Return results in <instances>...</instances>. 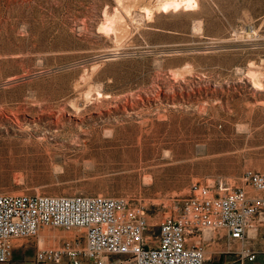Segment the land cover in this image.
<instances>
[{"label":"rangeland","instance_id":"rangeland-1","mask_svg":"<svg viewBox=\"0 0 264 264\" xmlns=\"http://www.w3.org/2000/svg\"><path fill=\"white\" fill-rule=\"evenodd\" d=\"M247 173L264 174V0H0V195L123 199L152 242L194 185L262 197ZM207 231L187 239L204 264L264 262V207L243 241Z\"/></svg>","mask_w":264,"mask_h":264},{"label":"built area","instance_id":"built-area-1","mask_svg":"<svg viewBox=\"0 0 264 264\" xmlns=\"http://www.w3.org/2000/svg\"><path fill=\"white\" fill-rule=\"evenodd\" d=\"M244 182L263 196L220 187L222 195L209 196L206 187L192 186L188 213L166 218L152 242L144 236V212L128 208L123 199L0 195V264L10 261L14 241L34 239L45 228L81 234L53 248L37 245L30 264H204L203 251L188 245V237L224 230L230 240L243 241L258 208L264 207V174L247 173ZM258 255L252 249L240 251L241 264H257Z\"/></svg>","mask_w":264,"mask_h":264},{"label":"bare ground","instance_id":"bare-ground-1","mask_svg":"<svg viewBox=\"0 0 264 264\" xmlns=\"http://www.w3.org/2000/svg\"><path fill=\"white\" fill-rule=\"evenodd\" d=\"M197 30H199V28H196ZM201 30V29H200ZM254 88L255 89H257V90H262L261 88L262 87H260V85L258 84V82H254ZM253 230V229H252ZM44 231V230H43ZM43 231H41L40 232V234H39V240H38V246L40 247V248H48V247H46L45 246V243H46V241L48 240V239H50V240H52L51 242H55V243H57V238H59V237H57V236H55V235H53V234H51V233H49V234H46L45 232H43ZM46 231V230H45ZM206 231V230H205ZM211 230H209V231H207L206 233V236L207 237H209L210 236V234H211ZM45 233V234H44ZM251 235V232L249 231V236ZM50 248H53V247H50Z\"/></svg>","mask_w":264,"mask_h":264},{"label":"crops","instance_id":"crops-1","mask_svg":"<svg viewBox=\"0 0 264 264\" xmlns=\"http://www.w3.org/2000/svg\"><path fill=\"white\" fill-rule=\"evenodd\" d=\"M18 247H19V245L13 244V252H12V256H13V254H14V250L17 249ZM244 249H250V248L247 247V246H242L241 249H240V251H242V250H244ZM12 256H11V258H12ZM10 260H11V259H10Z\"/></svg>","mask_w":264,"mask_h":264}]
</instances>
